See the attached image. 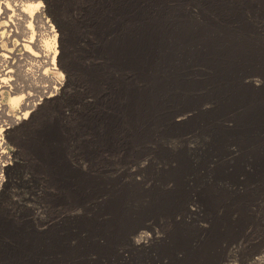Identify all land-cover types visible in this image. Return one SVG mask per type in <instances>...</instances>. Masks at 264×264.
Instances as JSON below:
<instances>
[{
  "label": "bare ground",
  "instance_id": "1",
  "mask_svg": "<svg viewBox=\"0 0 264 264\" xmlns=\"http://www.w3.org/2000/svg\"><path fill=\"white\" fill-rule=\"evenodd\" d=\"M145 1L112 0L108 13L116 15L121 24L116 22L115 27H110L103 22L93 26L96 33L111 35L98 45L107 64L115 71H134L137 83L124 77L116 79L111 74L105 77L101 69L89 68L83 72L92 82L89 83L91 91L106 83L111 86L115 98L121 95L125 98L120 110L116 107L117 111H122L120 117L117 113L105 115L104 131L97 135L99 143L109 152L119 148L118 157L124 163L131 164L148 153H153L160 161L173 158L174 167L162 176L163 181H171L173 187L156 195L153 202L137 211L124 209V206L141 196L143 188L138 187L121 186L115 190L114 197L103 204H95L94 199L107 194L106 184L70 167L63 159V152H58L55 173L62 193L54 204L70 205L72 214H79L78 209L83 206L96 205L93 216L76 218L69 226L65 224L61 232L48 235L26 231L20 237L15 225L4 226L16 244L0 246V264H112L122 261L126 258L120 252L123 246L141 248L146 245L150 235L135 239L136 234L146 228V222H164L168 216L186 210L192 199L188 198L185 181L193 174L197 175L194 180L199 184L197 188H203L202 192L196 190L195 200L212 206L216 199H223L235 203L234 206L223 211L222 221L213 226L206 243L197 251H190L192 237L189 240L186 232L172 222L173 226L167 229L169 241L161 245L154 256H133L135 259L130 264H219L217 250L222 244L237 242L249 227L260 230L264 226V39L257 38L259 29L243 16V7L226 0H150V3H142ZM156 6L160 8H157L155 20L162 22L148 18L150 9ZM193 8L198 10L197 18ZM95 13L102 14L98 10ZM137 19L142 20L135 22ZM52 28L53 38L49 42L33 34L20 39L24 56L20 59H29L30 71L38 68L41 73L43 69V76L51 67L57 74L49 79L62 87V74L56 63L58 35ZM18 70L15 66L0 70V89L10 82L16 88L10 99L12 104L19 102L21 97L13 78ZM46 88L43 93L51 97L52 88ZM26 103L29 105L28 101ZM202 105L205 107L198 109ZM188 109L199 111L192 116L181 112ZM27 113H21L23 118ZM89 118L85 117L84 122L93 128L95 122ZM19 119L20 116L15 121ZM217 120L225 128L217 126ZM181 126H185L183 135L196 136L199 149L204 150L202 156L191 151L190 146L177 148L172 154L157 144V137L172 138ZM11 128L5 121L0 124V188L11 165L5 139ZM123 132L125 142H120L119 134ZM150 143L155 144L154 150L141 146ZM236 152L237 156L231 160L225 159L227 154ZM80 155L92 162L99 154L95 148H82ZM215 158L220 159L214 167H208ZM199 166L203 167V173ZM210 183L212 186L217 183L225 193L216 195ZM253 184L254 191L240 194L236 190L239 185L252 187ZM250 206L255 208L250 209ZM103 212L111 213L109 221L99 219ZM233 213L238 215L234 217ZM4 230L1 227V231ZM2 236L0 234V238ZM262 240L251 256L246 255L249 264H264V238ZM45 255L51 256L49 261L43 258Z\"/></svg>",
  "mask_w": 264,
  "mask_h": 264
},
{
  "label": "rangeland",
  "instance_id": "2",
  "mask_svg": "<svg viewBox=\"0 0 264 264\" xmlns=\"http://www.w3.org/2000/svg\"><path fill=\"white\" fill-rule=\"evenodd\" d=\"M111 1L0 0V70L11 66L19 69L16 72V77L13 76V78L17 83L19 92L17 94L21 96L19 102L12 104L10 99L15 94L13 93V88H15L13 83L10 82L6 87L0 89V124L5 121L12 126L5 138L9 146L11 165L5 173L6 183L4 182L0 188V234L3 235L0 238V246L5 247L15 243L13 237L4 230L6 225H15L14 228L20 237L26 231H36L38 235H48L54 231L61 232V229L65 228V224L66 227L69 226L76 218L93 216L96 205L83 206L78 209L80 210L79 214H72L70 207H68L70 205L54 204V200L62 193V186L59 184L55 173V160L58 152H63L62 156L64 155L63 159L67 160V165L81 173L84 172L83 174L89 178L100 179L106 184L107 194L94 199L95 204H103L107 199L114 197L121 186L138 187L143 188L141 196L133 202L132 200L127 202L124 206V209H136L137 211L147 203L153 202L156 195L173 187L171 181H163L162 179V176L174 167L173 158L160 161L155 158L153 153H148L131 164L124 163L118 157L121 152L119 148L114 152H109L98 141L97 135L104 131L105 115L117 113L120 117L122 111H119V106L124 103L125 98L122 95L115 98L111 86L106 83L97 86L95 91H91L89 83L92 82L85 77L83 71L91 68L101 69L100 72L102 71L101 73L105 77L111 74L116 79L124 77L137 83V76L134 71H115L113 67L107 64V58L98 51L99 43L109 39L111 35L105 36L102 32L96 33L93 26L104 22L110 27H115L118 20L116 15L108 13L110 12ZM148 1L150 3V0L142 3H148ZM226 1L235 6L243 7V16L259 29L256 33L257 38L262 37L264 39V33H262L264 32V0ZM170 3L172 4V2ZM157 8L160 7L156 6L150 9L151 15L148 18L152 19L153 22H162V20H155L158 18L155 16ZM96 10L101 11L102 14L95 13ZM105 11H107L106 16L104 15ZM193 14L197 18L198 10L196 8H193ZM261 15L262 17H260ZM141 20L137 19L135 22ZM117 23L121 24V22ZM50 27H53V31L58 35L59 53L56 63L60 66L62 87L51 82V76L57 74L51 67L48 74L43 76L41 75L43 69L41 73L38 72V68H31L32 71H30L28 70L30 68L29 59L26 57L20 59L24 56L19 40L33 34L49 42L53 38ZM46 79H49L50 82ZM255 79L262 80L261 77H255ZM141 85L144 83L141 82ZM46 87L52 88L51 97H49V93H43L46 92ZM27 96L31 97V101L30 99L26 100ZM27 101L29 105H27ZM30 102L35 106L32 107ZM25 104L27 107L24 110ZM116 107H118L119 112ZM202 107L205 106L202 105L198 109ZM198 109L192 111L188 109L181 112L192 116L199 111ZM24 112H28L25 118L21 115ZM18 116H20L19 121H15ZM83 117H90L88 120L95 122L94 127L87 126ZM215 123L220 128H225V125H222L219 120ZM184 127L181 126L180 132L178 131L172 138L157 137V144L169 149L172 154L177 148L190 146L191 151L202 156L204 150L199 149L195 141L196 136L191 133L183 135L186 132ZM119 140L125 142L124 132L119 134ZM141 146H149L151 150L155 149L154 143L142 144ZM80 148H95L99 155L92 162L85 160L80 155ZM237 154V152L227 154L224 158L231 160ZM219 159L215 158L207 166L214 167ZM137 168H140L139 171ZM202 168L199 166L201 173L204 172ZM196 176L193 174L188 177L189 182L185 181L188 198L192 199L186 206V210L179 211L172 217L168 216L164 222L161 220L157 223H153L152 220L146 222V228L141 229L135 236V239H138L141 235H150L146 245L141 248L123 246L125 248L120 252L126 258L112 264H130L135 259L133 257L135 255L154 256L155 251L169 241L167 233L168 228L173 226L172 222L177 224L176 227L186 232L189 240L192 237L189 242L194 249L190 247V251H197L206 243L213 226L222 221L223 211L231 208L235 203L230 204L227 201H222L223 199H216L212 206L209 204L202 205L195 200L194 196L197 191H203L202 187L197 188L199 184L194 181ZM210 184H206V186H210ZM211 187L215 190L216 195L225 193L224 189L217 183L215 186L211 184ZM250 187V185H239L236 190L240 194L256 190L255 184ZM248 188L250 189L248 190ZM85 208H88V211H85ZM249 208L254 209L255 207L250 206ZM258 210L263 211L262 208H258ZM235 215L238 214L233 213L234 217ZM110 218V212H103L99 219L109 221ZM1 227L4 231H1ZM154 233L156 234L152 237ZM241 237L235 243L227 246L222 244L221 248H218L219 264H249L247 256H251L250 253L253 252V249L263 242L264 226L260 230L249 227ZM50 257L45 255L43 258L49 261Z\"/></svg>",
  "mask_w": 264,
  "mask_h": 264
}]
</instances>
